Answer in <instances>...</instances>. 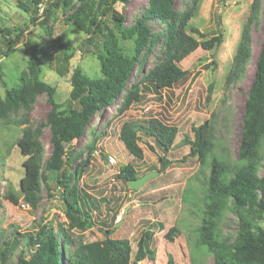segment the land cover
<instances>
[{
    "label": "rangeland",
    "instance_id": "374dc122",
    "mask_svg": "<svg viewBox=\"0 0 264 264\" xmlns=\"http://www.w3.org/2000/svg\"><path fill=\"white\" fill-rule=\"evenodd\" d=\"M39 1V6H36L31 0H0V26L26 27L19 43L7 55L0 54V96L3 97L5 91L33 83L29 64L31 45L35 44L41 49L37 80L54 88L55 102L63 109L76 108V103L69 100L73 70L79 67L85 76L92 79L101 77V74L94 55L96 47L91 46L87 53H81L79 44L88 35L77 29L74 20L85 10L88 12L85 28L92 30L99 20L113 28L110 15L102 14L105 4L112 2L114 10L124 17V27L128 28L146 16L147 0H70L65 12L62 10L63 0ZM252 1L198 0L186 32L198 42L221 33V45L210 51L198 48L179 62L180 68L188 74L172 88L156 91L148 82L141 83L139 101L119 112L125 104L124 92L106 110L91 118L80 139L66 145L70 161L65 171L68 174L76 171L72 185L90 197V204L86 202V206L92 211L90 229L84 233L75 230L68 233L71 244L67 248L70 252L80 243L104 240L108 230L110 239L129 241L132 262L138 242L145 237L150 238L144 240L143 246L145 254L150 251L153 257L148 253L136 264H168L169 257L173 264H193L191 248L197 241L186 231L178 232L173 241H169L165 234L179 215L181 193L188 187L189 178L200 169V159L190 153L193 149L191 143L195 141L194 129L207 121L212 123L215 149L229 164L237 159L245 99L261 44L264 0H261L260 22L251 30V56L243 68V75L229 85H226V79ZM45 4H58L51 7L47 20L42 15ZM190 6L191 0H175L174 9L181 17ZM146 22L151 30L152 44L140 57L128 88L138 84L154 66L168 57L166 25L147 18ZM191 27L205 37L192 33ZM61 42L67 44L64 51L67 61H64L60 50ZM95 42L99 44L101 40L97 38ZM120 44L127 54H131V41ZM49 109L46 95L39 94L29 108L11 111L6 123L0 125V253H7L6 264H15L19 256L27 260L31 258L33 248L26 244V233L36 231L43 224L52 226L59 235L60 227L67 228L65 206L54 172L47 174L45 184L41 183L36 208L24 204L22 198L14 202L9 197L11 193L20 192L25 157L21 155L17 142L28 126L35 130L39 142L45 147L46 157L50 153V134L45 125ZM151 118L176 127V139L170 151L164 153L154 139L138 133L144 158L137 161L119 140V130L124 122L143 123ZM164 154L170 165L161 169L158 158ZM88 157L90 165L83 171L81 168ZM110 158L112 164L107 162ZM128 164L138 175L150 170L159 172V176L138 191L131 190L116 179L119 170ZM258 174H264V152ZM257 224L264 229V217ZM219 230L221 240L232 243L237 231L236 218L226 213ZM197 261L198 264H215L211 255H201ZM62 264H66L64 259Z\"/></svg>",
    "mask_w": 264,
    "mask_h": 264
},
{
    "label": "trees",
    "instance_id": "16d2710c",
    "mask_svg": "<svg viewBox=\"0 0 264 264\" xmlns=\"http://www.w3.org/2000/svg\"><path fill=\"white\" fill-rule=\"evenodd\" d=\"M31 2L36 6L40 4L39 0ZM69 2L70 0H63V12L68 9ZM147 3L146 16L137 19L128 28L124 27V17L114 10L112 2L105 4L102 14L110 15L113 28L108 27L102 20L93 24L92 30L85 28L84 22L88 18L85 10L74 20L77 29L88 35L79 44L80 51L85 54L89 47H96L94 55L99 62L101 74V77L92 79L85 76L79 67L73 70L69 100L76 103V108L63 109L62 105L55 102L54 88L37 80L41 49L35 44L31 45L32 59L29 64L34 77L33 83L5 91L3 97L0 96V125H3L11 111L21 107L27 109L37 95H46L50 106L45 122L50 134V153L46 157L45 147L39 142L35 130L28 126L17 142L21 155L25 157L20 192L23 194L22 202L32 209L36 208L40 199L41 183L45 184L47 174L54 172L67 220V228H59L60 235L52 226L46 224L34 232L26 233V244L33 248V254L29 260L19 256L15 264H62L63 259L66 264H136L148 253L153 257V253L148 250L145 254L143 246L144 240L150 239L149 237L138 242L137 253L132 262L129 241L110 239L108 230L104 240L80 243L70 252L67 248L71 244L68 233L73 230L84 233L90 229L92 211L86 206L90 204V197L81 194L72 185L76 171L73 174L65 171L70 161L66 145L83 136L94 115L106 110L124 92L125 104L119 112L126 110L131 103L138 102L141 98V83L148 82L156 91L172 88L188 74L180 68L179 62L198 48L210 51L222 43L221 33L198 42L186 32L185 28L194 15L198 0H191L190 8L181 17L175 12V0H147ZM19 5L27 12L23 4ZM57 6L58 4H45L42 12L44 20L50 17L51 7ZM260 11L261 0H253L246 23L242 27L226 85L243 75V68L251 56V30L260 22ZM146 18L166 25L168 57L154 66L138 84L128 88L130 76L140 57L152 44L151 30ZM190 30L205 37L196 28L191 27ZM25 31V26H0V54L7 55L19 43ZM97 38L101 43L95 42ZM123 41L132 42L131 54H127L121 46L120 42ZM66 48L67 44L61 42L60 50L64 61L68 60V56L64 54ZM244 106L237 159L233 164H229L215 149L212 123L207 121L194 129L195 141L191 143L193 149L190 153L200 159V169L189 178L188 187L181 193L179 215L165 234L169 241H173L178 232L186 231L197 241L191 248L193 264H198L197 260L201 255H211L215 264H264V229L257 224L264 217V174H258L264 152V20L260 49ZM138 133L154 139L164 153H167L173 147L177 128L155 118L143 123L124 122L119 130V140L133 159L142 161L144 154L139 146ZM158 160L161 169L170 165L165 154ZM89 165L90 157L85 160L81 169L86 171ZM148 172L151 171L146 173ZM141 176L128 164L119 170L116 179L128 188L127 183L130 180ZM14 194H9V197L17 202ZM226 213H231L236 218L237 231L232 243L221 240L219 224ZM7 260V253L2 251L0 264H6ZM168 264H173L170 257Z\"/></svg>",
    "mask_w": 264,
    "mask_h": 264
},
{
    "label": "water",
    "instance_id": "95a60500",
    "mask_svg": "<svg viewBox=\"0 0 264 264\" xmlns=\"http://www.w3.org/2000/svg\"><path fill=\"white\" fill-rule=\"evenodd\" d=\"M159 176V172H148L144 175H142L139 178H136L134 180H130L127 183L128 188L134 191H138L142 186L147 184L150 180L155 179ZM15 197L20 200L23 197V194L21 192H16Z\"/></svg>",
    "mask_w": 264,
    "mask_h": 264
},
{
    "label": "built area",
    "instance_id": "2783aa9c",
    "mask_svg": "<svg viewBox=\"0 0 264 264\" xmlns=\"http://www.w3.org/2000/svg\"><path fill=\"white\" fill-rule=\"evenodd\" d=\"M108 163L112 164L113 160L110 158L109 161L107 160Z\"/></svg>",
    "mask_w": 264,
    "mask_h": 264
}]
</instances>
